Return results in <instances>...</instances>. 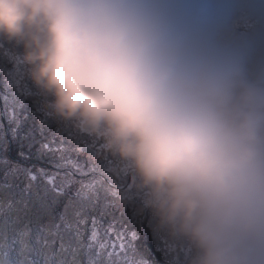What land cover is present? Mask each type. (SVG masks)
Wrapping results in <instances>:
<instances>
[{
    "label": "clouds",
    "instance_id": "obj_1",
    "mask_svg": "<svg viewBox=\"0 0 264 264\" xmlns=\"http://www.w3.org/2000/svg\"><path fill=\"white\" fill-rule=\"evenodd\" d=\"M230 0H0L55 116L96 134L187 264H264V75Z\"/></svg>",
    "mask_w": 264,
    "mask_h": 264
},
{
    "label": "trees",
    "instance_id": "obj_2",
    "mask_svg": "<svg viewBox=\"0 0 264 264\" xmlns=\"http://www.w3.org/2000/svg\"><path fill=\"white\" fill-rule=\"evenodd\" d=\"M230 2L232 28L247 42V72L253 77L264 75V0ZM22 52L15 41L0 38V59L13 64V83L31 97L40 119L54 122L61 131L95 148L97 153L91 158L108 178L107 187L117 208L136 215L120 218L122 224L134 226L128 239L118 238L104 225L99 226L95 238L87 223L67 229L62 211L50 203L52 198L44 195L43 187H27L29 172L44 163L38 158L40 137L36 118L30 113L31 102L24 117L15 102L3 97L0 87V264H187L191 246L158 226L146 204L145 191L132 181L125 162L106 149L101 137L46 108L47 98L29 78Z\"/></svg>",
    "mask_w": 264,
    "mask_h": 264
},
{
    "label": "snow or ice",
    "instance_id": "obj_3",
    "mask_svg": "<svg viewBox=\"0 0 264 264\" xmlns=\"http://www.w3.org/2000/svg\"><path fill=\"white\" fill-rule=\"evenodd\" d=\"M12 77L13 64L0 59L3 97L15 102L26 117L29 113L24 112V109L28 108L31 97L14 85ZM30 113L36 118L37 134L40 137L38 158L44 163L35 172H29L27 187H43L44 195L52 198L50 203L62 211L67 229H76L87 223L93 227L91 235L95 238L99 226L104 225L110 232H115L118 238L128 239L127 233L134 226L122 224L120 218L124 215L134 217L136 214L121 212L117 208L107 187L108 178L91 158L92 148L76 140L68 131H61L54 122L45 123L41 120L37 106L32 102ZM143 226L150 233L147 224ZM29 235L25 233V236ZM40 239L37 237L38 241Z\"/></svg>",
    "mask_w": 264,
    "mask_h": 264
},
{
    "label": "water",
    "instance_id": "obj_4",
    "mask_svg": "<svg viewBox=\"0 0 264 264\" xmlns=\"http://www.w3.org/2000/svg\"><path fill=\"white\" fill-rule=\"evenodd\" d=\"M89 147H91L92 148V152H91V155H96V153H97V150L95 149V148H93L91 145H89Z\"/></svg>",
    "mask_w": 264,
    "mask_h": 264
}]
</instances>
